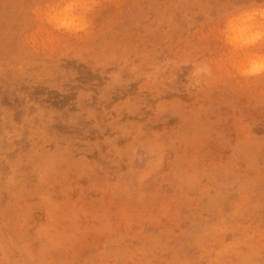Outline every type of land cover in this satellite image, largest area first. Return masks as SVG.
Here are the masks:
<instances>
[{"label": "rangeland", "instance_id": "rangeland-1", "mask_svg": "<svg viewBox=\"0 0 264 264\" xmlns=\"http://www.w3.org/2000/svg\"><path fill=\"white\" fill-rule=\"evenodd\" d=\"M65 3L0 0V264H264V77L222 34L260 0Z\"/></svg>", "mask_w": 264, "mask_h": 264}, {"label": "clouds", "instance_id": "clouds-1", "mask_svg": "<svg viewBox=\"0 0 264 264\" xmlns=\"http://www.w3.org/2000/svg\"><path fill=\"white\" fill-rule=\"evenodd\" d=\"M94 7L96 0H66L55 13L56 26L75 33L87 32L88 15ZM222 34L231 49L234 72L243 78L264 77V0L229 15ZM192 75L197 80L211 77L213 69L207 63L193 64Z\"/></svg>", "mask_w": 264, "mask_h": 264}]
</instances>
